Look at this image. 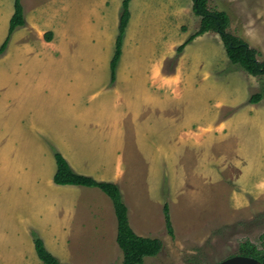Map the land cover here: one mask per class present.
Instances as JSON below:
<instances>
[{"label": "rangeland", "instance_id": "1", "mask_svg": "<svg viewBox=\"0 0 264 264\" xmlns=\"http://www.w3.org/2000/svg\"><path fill=\"white\" fill-rule=\"evenodd\" d=\"M81 1L87 5L86 10L90 13L96 5L101 4L100 8H96L98 14L92 19L91 25L87 26L89 28L70 31L62 25L61 22L64 21V17L66 18L64 10H67V7L63 2L57 1L53 9L56 25L52 29L55 34L53 35L46 26L42 28L44 39L50 35L51 41H43L42 47L38 37L35 36V41H31L33 44L36 43L37 50L43 54L41 58H36L33 53L28 52L30 50L24 40L29 41V38H24L22 41L17 38L8 40L6 46H10V54L6 60L5 58L1 60L6 46L0 52V85L3 81L7 83L21 77L15 91L21 90L22 87L24 93L19 94L18 97L21 96L26 103L37 104L36 114L33 113L34 120L25 118L26 123L23 125L31 127L36 123L39 126L36 121L38 117L45 133L55 132L57 136L58 133L68 131L71 126L69 132L82 130L95 133L94 136L97 137L100 134H107L108 131L104 129L105 126L100 127L99 122L95 121L102 117L116 119H107L109 126L115 121L122 120L119 127L122 138L121 148L117 151L121 153L123 162V177L119 191L129 210L128 219L132 226L141 229L140 233L147 238L159 239L163 243L161 252L156 257L144 258L143 264H216L240 255V252L246 248L264 250V196L260 198L261 203L255 204L258 209L253 212H235L233 220L213 217L202 220L194 216V211L189 217L185 210L172 208L170 220L174 229L173 236H169L165 230L162 210L157 202H154L157 198L156 182L161 171H149L148 159L156 156L155 151L160 148L157 146L160 144L158 136L166 134L170 139L175 134L176 128L161 121L148 124L156 130L152 133L150 129L151 133H148L147 128L140 125L141 134L145 132L146 135H141V140L144 141L139 139L140 147L136 148L133 145L136 142L133 133L136 131L130 124L133 106L138 102L140 105V101L137 100L140 92L136 89H148L156 98L158 96L159 100L166 99L167 102L174 100L172 110L175 117H188V119L198 117L201 99L203 107L200 116L205 122L212 115V107L220 103L222 106L228 101L252 104L250 99L255 94L263 95L256 104L264 100V75L253 77L239 66L231 64L219 36L214 32L196 37L181 51L177 50L199 27V18L195 17L191 10V0H131L130 20L124 32L121 56L115 69V80L112 82L109 66L114 54L123 0ZM208 9L222 11L228 16L227 31L233 35L243 37L242 31L247 29L253 31L255 39L249 45L259 53V60L264 59V54L260 51L264 50V27L258 26L264 21L262 0L231 2L209 0ZM48 12L46 10V13ZM4 15L0 14V48L8 35V23L3 25ZM67 30L69 32H66ZM17 43H19L18 47L22 48L20 51L15 47ZM18 54H21L20 58ZM86 54L92 59L89 60ZM17 61L20 62V67L17 66ZM209 66L211 68H207ZM18 68L25 70V74L19 75L20 71L13 74ZM200 71L203 74L198 75ZM5 78L8 81H5ZM34 78L36 84L43 83L47 89L42 93L39 91L33 93L31 82ZM162 82H166L170 88L159 87ZM200 84L204 88L202 92L194 90ZM178 87L181 88V92ZM184 88L186 89L183 94ZM1 89L2 87L0 100L3 99ZM221 110L225 109L222 107ZM120 112H123L122 116ZM147 115L148 113L145 112L143 117ZM260 115L258 122L260 129L254 132L264 134V111ZM15 117L18 118L17 115ZM14 118L0 112V264H43L33 248V232L28 235L30 226L39 231L40 235L36 236L46 239V244L50 240L52 245H47V251L55 255L62 262L61 264H103L106 262L103 261L106 251L102 250L103 246L97 239L92 238V234L88 235L92 239L84 242V248L88 250H84L83 253L78 252L82 247L79 241L80 235L84 237L78 233L82 225L79 214L84 204L80 196L75 197V200L80 202L76 207L77 217L71 220L70 235L74 241L67 251L50 248L54 245L52 238L49 239V234L59 230L62 222H65L62 217L45 210L46 214L44 213L42 219L43 222H47V227L36 226L41 219L37 215L35 205L27 202L29 195L42 191L53 197L56 191L42 183L36 190L31 189L30 193L26 194L21 185L25 182V176L29 174L12 172L21 167L22 155L17 148H13L14 156L2 155L4 153L3 121L16 124L14 128L16 136L20 135L19 129L23 130ZM82 118H91V120L85 121ZM139 123L146 124V119L140 120ZM194 124L196 123H188L186 130L189 131V127L191 125L193 127ZM164 126H171V129L163 130ZM32 133L34 138L36 133ZM258 136L264 142V136ZM29 141L28 138H22L24 144ZM51 142L44 138V145L53 147ZM56 152L57 149L53 147L52 155L54 156ZM252 157L254 159V153ZM45 159H48L47 155ZM173 185L171 192L176 194L178 184L175 181ZM166 187L167 181L164 186L163 203L169 206ZM56 245L61 247V244ZM105 264H122L121 251L116 249L112 253L111 260Z\"/></svg>", "mask_w": 264, "mask_h": 264}, {"label": "crops", "instance_id": "2", "mask_svg": "<svg viewBox=\"0 0 264 264\" xmlns=\"http://www.w3.org/2000/svg\"><path fill=\"white\" fill-rule=\"evenodd\" d=\"M19 1L23 11L24 26L16 29L9 40L17 38L22 41L24 38H29V41L24 40V42L29 47L30 51L28 52L33 53L36 58H41L40 56L43 54L40 50H37L36 43L33 44L31 41H35V36L38 37L41 47L43 46V41H51L49 40L50 35L47 36V39H44L45 36L42 29L44 26L48 27L53 32V35L55 34L52 29L56 25L55 15L53 14L55 2L59 1L66 4L67 10H64L66 18L64 17V21L61 24L65 25L70 31L72 29L79 31L90 26L94 16L98 14L95 11L96 8L101 6V4L96 5V8L90 13L89 10H86L87 5L82 3L81 0ZM262 1L264 3V0ZM46 10L49 12L46 13ZM13 13L14 0H0V14H5L3 25L8 23V28ZM43 13L46 14L43 15ZM67 20H70V22H65ZM248 24L247 22L246 25ZM258 26L264 27V21L259 23ZM66 32L69 31L67 30ZM253 34L250 29L242 31V36L249 44L255 39V34ZM18 46L19 43L15 47L17 51H20L22 48ZM260 51L264 54V50ZM3 52L4 55L1 60H4V58L6 60L10 54V46H6ZM86 55L89 60L92 59L89 54ZM91 55L93 54L91 53ZM20 56L21 54H18V58ZM16 64L20 67L19 61ZM207 68H211V66ZM16 72H19V75L25 74V70L20 68L13 71V74H16ZM201 74H203L202 71L198 73V75ZM20 80L21 77L10 80L7 83L3 81L0 85L3 96V99L0 100V112L12 118L17 115L18 118L15 117L14 119L23 128V130L19 129L20 135L16 136L14 131L16 124L10 121H3V139H1L4 153L2 155L14 156L13 148H17L22 155L21 167L16 168L18 170L12 172H21L24 175L25 173L29 174V176H25V182L21 185L26 194L30 193L31 189L36 190L37 186L42 183L56 191L53 197L40 191L35 193V195H29L27 200L29 204L35 205L37 215L41 219V222L36 224V226L48 225L42 219L43 215L46 214L45 210L53 215L56 214V216L62 217L65 221L62 222L58 231L49 234V239L52 238L54 245L50 247L51 250L62 249L67 251L68 247L73 243L74 240L70 235L72 232L71 220L77 217L76 207L80 201H76L75 197L80 196L84 204L79 214L82 219V225L78 233L84 237L82 238L80 235L79 241L82 247L79 248L78 252L83 253L84 250H88L84 248V242L92 238L97 239L100 245L103 246L102 250L106 251L103 259V261H106L103 263L105 264L111 260L112 253L116 249L120 250L116 244L117 223L112 203L104 193L96 188L54 184L53 176L56 171V164L52 150L53 147L57 149V152L62 155L74 173L92 178L97 182L113 183L120 189V181L123 177V162L121 153L117 151L121 148L122 138L120 137L119 127L122 120L115 121L109 126H107V119H116L102 117V119L95 121L99 122L100 127L105 126L104 129L108 131L107 134H100L97 137L94 136L95 133L82 130L69 132L71 126H69L68 131L61 134L58 133L57 136L55 132L45 133L38 117H36V121H38L39 126L35 122V125L31 127L23 125L26 123L25 118L34 120L33 113L36 114L37 104L34 102L26 103L21 96L18 97L19 94L24 93L22 87L21 90L15 91L16 84ZM5 81H8L7 78H5ZM31 85L33 93L38 91L42 93L43 90L47 89L43 83L41 85L36 84L35 78L32 80ZM158 86L170 88V85H166V82H162ZM105 89L106 91L108 90L107 87ZM178 89L180 90L181 88L178 87ZM185 89H183V94ZM203 89L201 84L198 88H194V90H199L200 92ZM136 91L140 92H137V96H139L137 100L140 101V105H138V102L133 106L132 116L129 113L130 117H132L130 120L131 128L136 131L133 133V137L136 140L133 145L136 148L140 147L139 139L144 141L143 139L141 140V135H146L145 132L141 134L140 125L146 127L148 133L156 131L155 127L151 128L148 124H155L161 121L172 124L176 128L175 134L170 137V139H173L171 141L166 134L158 136L160 144L157 146H160V148L158 147L157 151H155L156 156H151V159H148L149 171H161L156 182L157 201H154L157 202L156 204L159 205L161 210L164 204L165 181H167L166 193L169 200L170 218L172 208L185 210L189 217L195 213L194 216H198L202 220L209 217L233 220L235 212H253L256 208L258 209L255 204L261 203L262 199L260 198L264 196V142L263 139L260 140L258 135L264 136V134H258L254 131L260 129L258 122L260 121V113L264 111V100L258 104H239L236 101L233 103L228 101L225 106H222L220 103V105L212 107L210 119L203 122L200 116L203 107L201 99H198L200 101L198 117L188 119V117L174 116L172 110L174 100H168V102L166 99L159 100L158 96L156 98L148 89L144 88L136 89ZM222 107L225 109L224 111L221 110ZM145 112L148 115L143 117ZM122 114L123 112H120V116ZM144 118L146 119V124L139 123ZM82 119L85 121L91 120V118ZM109 122L111 123V121ZM75 123L78 124L79 122ZM188 123L196 124L193 127L191 125L189 131H187ZM171 126H164L163 130L166 128L170 130ZM32 132L36 133L34 138ZM23 137L28 138L30 141L25 144L22 143ZM44 138L51 140L53 147L44 145ZM103 146L105 147L103 148ZM98 150L100 151L98 152ZM253 153L255 154L254 159L252 157ZM46 155L48 159H45ZM113 155L115 158H113ZM261 156L263 157L261 158ZM44 166H46L45 170ZM175 181L178 184V191L176 194H172L171 187H174L173 183ZM121 197L126 205L123 196ZM46 204L50 205V207L46 208ZM192 211L194 212L192 213ZM129 223L131 224V221ZM130 227L136 235L147 238L146 235L140 233L142 232L141 229H136L132 224ZM31 232L40 235L39 231L32 226L28 229V235ZM89 234H92L93 237L89 238ZM53 235H57V237H53ZM40 237L46 249L48 244L52 245L50 240L46 244V239L42 236ZM56 244H61V247H57Z\"/></svg>", "mask_w": 264, "mask_h": 264}, {"label": "trees", "instance_id": "3", "mask_svg": "<svg viewBox=\"0 0 264 264\" xmlns=\"http://www.w3.org/2000/svg\"><path fill=\"white\" fill-rule=\"evenodd\" d=\"M131 0L121 2V15L118 23V34L115 39L114 54L110 62V79L115 80V69L121 56V48L124 32L130 20L129 3ZM192 13L199 18L198 30L189 36L186 41L178 47L181 51L186 45L191 43L196 37L208 32L216 33L225 49L229 62L242 68L247 74L257 77L264 75V59L259 60V53L252 48L249 43L240 36H236L227 31L229 18L222 11H211L208 9L209 0H191ZM24 26L23 11L19 0H14V13L9 22L8 35L1 45L0 52L8 43L10 35L19 27ZM262 94H255L250 102L256 104L262 99ZM56 171L53 176V183L60 186L73 185L99 189L112 203L114 215L117 223L116 244L122 253V264H143L144 258L156 257L163 248V243L159 239L144 238L136 235L131 229L128 221V210L124 204L118 187L113 183L97 182L92 178L78 175L69 167L66 160L59 154L54 153ZM162 213L164 217L165 230L169 236H173L169 209L167 204L163 205ZM34 251L43 264H61L44 246L43 241L32 233ZM240 255L254 258L264 264V250L246 248Z\"/></svg>", "mask_w": 264, "mask_h": 264}, {"label": "water", "instance_id": "4", "mask_svg": "<svg viewBox=\"0 0 264 264\" xmlns=\"http://www.w3.org/2000/svg\"><path fill=\"white\" fill-rule=\"evenodd\" d=\"M216 264H262V263L251 257L236 255Z\"/></svg>", "mask_w": 264, "mask_h": 264}]
</instances>
